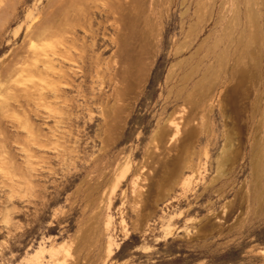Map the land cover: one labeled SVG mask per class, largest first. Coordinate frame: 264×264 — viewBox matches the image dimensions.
<instances>
[{
  "label": "rangeland",
  "instance_id": "rangeland-1",
  "mask_svg": "<svg viewBox=\"0 0 264 264\" xmlns=\"http://www.w3.org/2000/svg\"><path fill=\"white\" fill-rule=\"evenodd\" d=\"M0 19V264H264V0Z\"/></svg>",
  "mask_w": 264,
  "mask_h": 264
},
{
  "label": "bare ground",
  "instance_id": "bare-ground-1",
  "mask_svg": "<svg viewBox=\"0 0 264 264\" xmlns=\"http://www.w3.org/2000/svg\"><path fill=\"white\" fill-rule=\"evenodd\" d=\"M17 1H18V0H17ZM14 2H15V1H14ZM16 3H17V2H16ZM14 6H15V5H14ZM7 7H8V6H7ZM9 7H10V6H9ZM7 10H8V9H7ZM5 12H6V10H5ZM0 20H1V19H0ZM38 34H39V33H38ZM38 34H37V35H38ZM40 34H41V33H40ZM38 37H39V36H38ZM222 64H223V62H222ZM222 64H221V65H222ZM13 70H14V69H13ZM215 82H216V81H215ZM212 86H215V84L212 85ZM207 93H208V92H207ZM202 94H203V93H202Z\"/></svg>",
  "mask_w": 264,
  "mask_h": 264
}]
</instances>
